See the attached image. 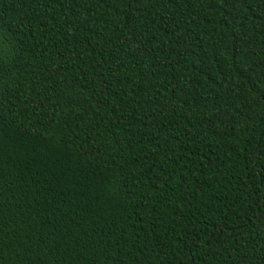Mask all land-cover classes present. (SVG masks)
<instances>
[{
    "label": "trees",
    "instance_id": "16d2710c",
    "mask_svg": "<svg viewBox=\"0 0 264 264\" xmlns=\"http://www.w3.org/2000/svg\"><path fill=\"white\" fill-rule=\"evenodd\" d=\"M0 264H264V0H0Z\"/></svg>",
    "mask_w": 264,
    "mask_h": 264
}]
</instances>
